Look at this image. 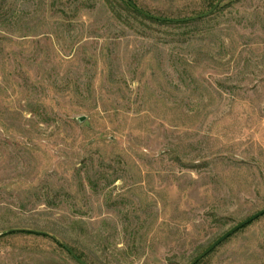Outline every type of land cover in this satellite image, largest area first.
I'll return each instance as SVG.
<instances>
[{"label": "rangeland", "instance_id": "obj_1", "mask_svg": "<svg viewBox=\"0 0 264 264\" xmlns=\"http://www.w3.org/2000/svg\"><path fill=\"white\" fill-rule=\"evenodd\" d=\"M124 17L0 0V264H190L264 209V0ZM198 264H264V215Z\"/></svg>", "mask_w": 264, "mask_h": 264}, {"label": "water", "instance_id": "obj_2", "mask_svg": "<svg viewBox=\"0 0 264 264\" xmlns=\"http://www.w3.org/2000/svg\"><path fill=\"white\" fill-rule=\"evenodd\" d=\"M125 1L135 11H137L139 14H141L142 16H144L146 18H151V19H155V20H159V21L181 23V22H189V21H193V20H198V19L210 16L218 8V6L220 5L222 0H218L217 3L208 12H206L202 15L192 17L189 19H184V20H171V19L160 18V17L154 16V15H151L149 13H146L142 9H140V8L136 7L134 4H132L130 2V0H125ZM263 215H264V209L257 212L256 214L252 215L251 217L245 219L244 221L239 222L238 224H236L232 228H230L223 235H221L218 239H216L209 247H207L201 254H199L190 264H197L198 262H200L202 259H204L206 256H208L212 251H214L218 246H220L227 239H229L231 236H233L235 233H237L239 230L243 229L244 227H246L247 225H249L250 223H252L256 219L262 217ZM10 232H13V231H10ZM31 232L38 233L40 235H45V233H41V232H35V231H31ZM64 248L77 263L86 264L81 259H79L70 249H68L67 247H64Z\"/></svg>", "mask_w": 264, "mask_h": 264}, {"label": "trees", "instance_id": "obj_3", "mask_svg": "<svg viewBox=\"0 0 264 264\" xmlns=\"http://www.w3.org/2000/svg\"><path fill=\"white\" fill-rule=\"evenodd\" d=\"M130 2L132 4H134L132 0H130ZM103 3L107 7L109 13L119 22L125 21L124 16L127 13V15L131 14V15H134L135 17L142 18L143 20L149 21L151 23H156V24H161V25L180 26V24L175 23V22L159 21V20H155V19H151V18H146V17L142 16L141 14H139L137 11H135L125 0H103ZM26 232H28L29 234L32 233L31 231H26ZM62 247H64V246H62Z\"/></svg>", "mask_w": 264, "mask_h": 264}]
</instances>
